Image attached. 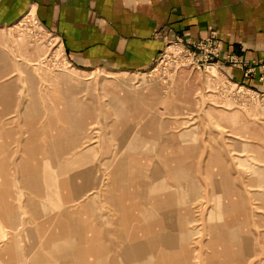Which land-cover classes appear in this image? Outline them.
I'll return each instance as SVG.
<instances>
[{
  "label": "rangeland",
  "instance_id": "rangeland-1",
  "mask_svg": "<svg viewBox=\"0 0 264 264\" xmlns=\"http://www.w3.org/2000/svg\"><path fill=\"white\" fill-rule=\"evenodd\" d=\"M262 73L214 30L113 71L35 14L0 27V264H264Z\"/></svg>",
  "mask_w": 264,
  "mask_h": 264
},
{
  "label": "crops",
  "instance_id": "crops-1",
  "mask_svg": "<svg viewBox=\"0 0 264 264\" xmlns=\"http://www.w3.org/2000/svg\"><path fill=\"white\" fill-rule=\"evenodd\" d=\"M27 14H35L81 70L146 69L166 40L181 36L199 41L211 30L217 32L224 53L251 64L264 61V0H0V27L14 25ZM225 67L250 86L260 83L258 69L248 75L242 68ZM113 201L123 205L121 198ZM129 201L132 206L137 205L131 201L150 205L145 197ZM90 250L83 253L90 255ZM35 264H44L43 256Z\"/></svg>",
  "mask_w": 264,
  "mask_h": 264
},
{
  "label": "built area",
  "instance_id": "built-area-1",
  "mask_svg": "<svg viewBox=\"0 0 264 264\" xmlns=\"http://www.w3.org/2000/svg\"><path fill=\"white\" fill-rule=\"evenodd\" d=\"M234 61H238V60L235 59ZM260 69H262V71H263L261 79L264 80V61H260Z\"/></svg>",
  "mask_w": 264,
  "mask_h": 264
},
{
  "label": "bare ground",
  "instance_id": "bare-ground-1",
  "mask_svg": "<svg viewBox=\"0 0 264 264\" xmlns=\"http://www.w3.org/2000/svg\"><path fill=\"white\" fill-rule=\"evenodd\" d=\"M122 222V221H121ZM54 237V236H53Z\"/></svg>",
  "mask_w": 264,
  "mask_h": 264
}]
</instances>
